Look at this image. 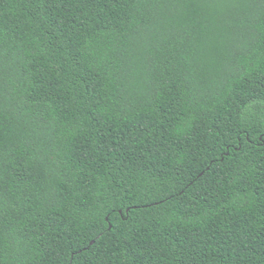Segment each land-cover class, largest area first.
<instances>
[{
	"label": "trees",
	"instance_id": "trees-1",
	"mask_svg": "<svg viewBox=\"0 0 264 264\" xmlns=\"http://www.w3.org/2000/svg\"><path fill=\"white\" fill-rule=\"evenodd\" d=\"M0 264H264V0H0Z\"/></svg>",
	"mask_w": 264,
	"mask_h": 264
}]
</instances>
